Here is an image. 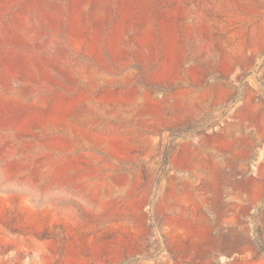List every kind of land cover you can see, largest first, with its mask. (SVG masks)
Instances as JSON below:
<instances>
[{"label": "rangeland", "instance_id": "obj_1", "mask_svg": "<svg viewBox=\"0 0 264 264\" xmlns=\"http://www.w3.org/2000/svg\"><path fill=\"white\" fill-rule=\"evenodd\" d=\"M264 0H0V264H264Z\"/></svg>", "mask_w": 264, "mask_h": 264}, {"label": "trees", "instance_id": "obj_2", "mask_svg": "<svg viewBox=\"0 0 264 264\" xmlns=\"http://www.w3.org/2000/svg\"><path fill=\"white\" fill-rule=\"evenodd\" d=\"M259 245H260L261 249L264 250V241H260Z\"/></svg>", "mask_w": 264, "mask_h": 264}]
</instances>
